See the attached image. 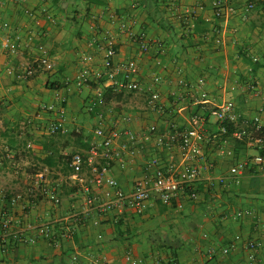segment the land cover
Segmentation results:
<instances>
[{
    "label": "crops",
    "instance_id": "1",
    "mask_svg": "<svg viewBox=\"0 0 264 264\" xmlns=\"http://www.w3.org/2000/svg\"><path fill=\"white\" fill-rule=\"evenodd\" d=\"M117 1L128 5L133 1L142 4L137 32L144 33L150 40H161V47H154L151 54L144 55L136 42L119 33L118 21L106 16L93 19L95 14L103 12L105 0H92L89 4L84 0H54L58 23L50 26L49 37L36 38L29 48L2 56L0 187L7 199L1 204L10 210L12 198L27 199L29 183L40 175L46 176L63 200L60 208L37 201L28 212L32 222L64 216L73 197H83L85 188L92 187L90 167L86 166L78 179L70 159L78 153L87 155L91 146L98 143L96 129L99 125L140 132L155 124L162 135L181 134L187 129L193 113L205 107L214 109L236 94L241 116L230 129L232 132H253L254 118L264 106V37H261L264 0H258L253 12L245 14L241 10L230 20L215 17L214 0H180L183 5L194 8L203 5L197 21L200 32L195 33L196 37L167 13L165 0ZM37 2L32 0L31 6ZM214 27L224 31L222 46L205 40ZM98 28L117 38L120 79L130 59L140 60L143 73L139 92L121 93L102 86V81L108 77L104 53H96ZM40 45L58 60L57 70H38L30 81L18 79L16 71H23L43 55ZM249 54L261 57L255 72ZM85 55L93 57L88 64L83 61ZM158 55L170 66L162 72L161 83L154 86L160 94L161 113L147 105L151 73ZM5 59L10 60L13 74L4 65ZM86 67L90 70L91 80L80 88L77 81ZM98 73L104 74V78L99 80ZM200 77L206 78V99L197 88ZM254 79L261 80L257 94L249 89ZM182 80L195 86L194 92L186 97L183 96ZM100 91L104 93V102H99ZM41 104L61 106L63 114L44 111ZM93 105L95 109L91 110ZM129 116L132 120L126 122ZM56 120L63 121L65 131L52 134L50 126ZM262 122L264 124V113ZM237 140L229 136L224 153L207 147L212 166L203 172L202 181L197 183L203 185L198 200L178 199L171 205L157 202L143 214L129 207L122 214H109L99 226L89 223L78 233L74 243L62 242L56 246L40 240L36 244L20 243L10 251L0 244V264H89L88 252L114 262L128 249H132L143 264H195L204 258L208 264H253L246 249V244L251 241L263 244L258 263H255L263 264L264 167L246 169L240 182L233 180L231 168L257 154L247 145L239 146ZM123 142L118 141V146ZM155 157L166 166L172 162L179 168L185 165L178 146L158 149L140 144L134 151L126 152L122 161L108 163L98 158L97 162L107 165L122 187L131 191L137 180L146 177L148 162ZM222 177L228 179L227 184L220 183ZM238 212H243V217L237 218ZM229 229L234 234H241L242 240L236 243ZM226 246L232 248L227 256L222 254ZM84 251L77 261L73 260L78 252ZM210 252L213 255L209 259Z\"/></svg>",
    "mask_w": 264,
    "mask_h": 264
},
{
    "label": "built area",
    "instance_id": "2",
    "mask_svg": "<svg viewBox=\"0 0 264 264\" xmlns=\"http://www.w3.org/2000/svg\"><path fill=\"white\" fill-rule=\"evenodd\" d=\"M35 6H31L32 0H0V62L2 56L16 54L24 48H29L36 38L47 39L50 35V26L58 23V16L54 10V0H37ZM89 4L92 0H84ZM167 13L182 28L195 35L197 21L200 17L203 5L196 8L183 5L180 0H165ZM241 6V7H240ZM258 6V0H214L212 7L214 15L218 19L230 20L240 14L243 10L245 14L253 12ZM142 4L133 1L129 5L126 2L117 0H105L103 12L93 14V19L99 20L103 16L112 21H118L116 27L119 33L126 35L133 42H136L140 51L144 55L152 53L154 47H161L162 41L159 39L150 40L144 33H138L140 25V14ZM20 12V13H19ZM17 17V18H16ZM17 19V21L15 20ZM261 37H264V31ZM205 40H211L217 46L224 43V31L214 27L211 33L205 36ZM96 53H104L105 66L107 69V81L104 88H112L116 92H139L142 89L141 75L143 67L139 59H130L125 64L123 77L120 79V66L117 65L119 55L118 42L115 35L109 31H97ZM39 50L43 55L33 63L26 66L23 71H16L15 75L22 81H30L38 70L52 72L58 68V60L46 52L45 46L40 45ZM161 53V51H160ZM253 62L261 61V57L256 54H249ZM93 57L83 56V61L88 64ZM209 61V59H207ZM4 65L9 69L10 74L14 73L10 69V60L5 59ZM179 65V64H178ZM155 69L151 73V80L148 88L147 105L155 111L163 112L160 105V94L154 86H158L162 81V72L170 66L158 55L154 60ZM90 70L86 67L80 74L77 85L81 88L91 80ZM99 80L104 78V74L98 73ZM183 96L190 95L195 90V86L187 80H182ZM206 78L200 77L197 88L202 90L203 97ZM68 90L70 89L67 84ZM261 88V80L254 79L249 84V89L258 93ZM99 102H104V93L98 92ZM238 96L232 94L220 106L209 109L203 108L191 115L187 129L179 134L170 132L162 135L157 125L134 132L127 128L107 127L99 125L96 135L99 139L97 144L91 146L87 155L78 153L70 159V166L77 176L81 178L86 166L90 167L92 174V187H86L84 196H74L72 203L64 216L58 219L42 218L35 222L28 219V212L36 205L37 201H44L54 208H60L63 200L56 188L52 187L45 175H40L28 185V198L20 200L12 198L10 200V210H6L1 201H5L7 196L0 187V244L12 250L18 244H36L40 240L59 246L62 242L74 243L78 233L85 229L91 222L95 226L102 224L109 214H122L129 207L134 208L139 214H143L152 205L161 202L171 205L178 199H189L196 201L200 198V193L196 186L202 181L203 172L211 169V163L207 153V147L224 153L225 144L229 136H234L238 140L245 139L249 148L257 151V154L246 161L240 162L231 168L233 180L240 182L243 171L250 168L264 167V124L262 114L264 106L259 109V115L254 118L253 132L246 130H236L231 132L230 126L240 119L238 109ZM44 111L63 114V108L57 105H40ZM95 109V105L90 107ZM213 118V119H212ZM132 120L131 116L126 118V122ZM175 128V124H172ZM63 121L56 120L50 126V132L57 134L64 132ZM124 140L120 146L118 141ZM142 147L154 146L158 149L164 147L178 146L184 157L185 165L179 168L175 163L163 164L160 158L155 157L148 162L147 175L143 179L135 182L131 191H126L120 182L112 175L107 165L97 162L98 158H103L106 162L122 161L127 152H132L138 145ZM13 164V163H12ZM14 165V164H13ZM220 183L227 184L226 177L220 178ZM236 217H243V212H238ZM229 234L233 236L237 243L242 240L241 234H234L231 229ZM208 235L205 234V238ZM101 239L102 236L99 235ZM263 244L258 241H251L246 244L249 261L258 263L259 250ZM231 247H224L222 254L227 256ZM78 252L73 260L77 261L80 254ZM89 264H143L144 261L137 258L132 249L126 250L125 254L114 262H109L106 258H99L88 252ZM212 252L208 258L212 257ZM195 264H208L205 258ZM264 264V262H263Z\"/></svg>",
    "mask_w": 264,
    "mask_h": 264
},
{
    "label": "trees",
    "instance_id": "3",
    "mask_svg": "<svg viewBox=\"0 0 264 264\" xmlns=\"http://www.w3.org/2000/svg\"><path fill=\"white\" fill-rule=\"evenodd\" d=\"M200 23V22H199ZM203 23V22H202ZM201 24V23H200ZM197 32H200V30H199V27H198V29H197V27H196V32L195 33H197ZM198 34V33H197ZM195 36V35H194ZM196 37V36H195ZM251 63H252V65H253V71L255 72L256 70H257V68H258V66H259V62H257V63H255V62H253V60H251L250 61ZM106 81H107V79H104L103 81H102V86H104V84L106 83ZM231 131V130H230ZM232 132V131H231ZM238 141V145L239 146H245V145H247L246 144V141H245V139H243V140H237ZM48 163H49V161H48ZM202 188H203V185H197L196 186V189H197V191L199 192V193H201L202 192Z\"/></svg>",
    "mask_w": 264,
    "mask_h": 264
},
{
    "label": "rangeland",
    "instance_id": "4",
    "mask_svg": "<svg viewBox=\"0 0 264 264\" xmlns=\"http://www.w3.org/2000/svg\"><path fill=\"white\" fill-rule=\"evenodd\" d=\"M180 132V131H179Z\"/></svg>",
    "mask_w": 264,
    "mask_h": 264
}]
</instances>
